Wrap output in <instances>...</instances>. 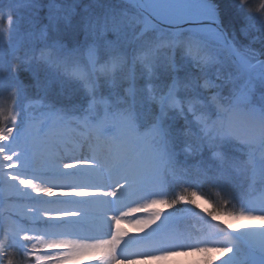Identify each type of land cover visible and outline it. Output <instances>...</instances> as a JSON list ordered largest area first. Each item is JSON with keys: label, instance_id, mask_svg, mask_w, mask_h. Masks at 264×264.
<instances>
[{"label": "snow or ice", "instance_id": "1", "mask_svg": "<svg viewBox=\"0 0 264 264\" xmlns=\"http://www.w3.org/2000/svg\"><path fill=\"white\" fill-rule=\"evenodd\" d=\"M17 2L24 23L0 9L18 61L0 62V264H264V0H232L231 24L221 0ZM73 125L88 138L66 150Z\"/></svg>", "mask_w": 264, "mask_h": 264}, {"label": "trees", "instance_id": "2", "mask_svg": "<svg viewBox=\"0 0 264 264\" xmlns=\"http://www.w3.org/2000/svg\"><path fill=\"white\" fill-rule=\"evenodd\" d=\"M248 3L252 6L251 10H255L256 6H258L261 3V0H248ZM15 4V3H14ZM222 7L224 9V19L226 24L235 23V16L232 6V0H221ZM6 12H11L12 15L16 18H19L22 23L26 22L27 18V9L23 4L16 3L13 6H10ZM9 28V25L0 23V33L3 34V39H0V55L3 53V51L6 54V57H4V61L13 63L15 66L18 61L13 60V55L11 52V47L6 43L7 40V29ZM21 38H24V33L22 31ZM1 58V57H0ZM0 62H3L2 59H0ZM77 101L78 97H76ZM8 103H11V101L7 100Z\"/></svg>", "mask_w": 264, "mask_h": 264}, {"label": "bare ground", "instance_id": "3", "mask_svg": "<svg viewBox=\"0 0 264 264\" xmlns=\"http://www.w3.org/2000/svg\"><path fill=\"white\" fill-rule=\"evenodd\" d=\"M65 131L68 134L66 143L70 145V147L66 148V150H72V149L77 150V147H80L78 145L79 144L78 142H80L79 137H80L81 130L79 129V127L73 125V126L68 127ZM238 223L240 224L241 222H238ZM122 224H123L122 230L127 234L124 237L126 240H128L131 237H139V236L144 235V233L138 232L134 225L128 224V223H122ZM198 254L199 252L189 251V252L184 253L180 257H174L168 261L152 262V264H192L200 258ZM84 264H97V262L95 260H86Z\"/></svg>", "mask_w": 264, "mask_h": 264}, {"label": "rangeland", "instance_id": "4", "mask_svg": "<svg viewBox=\"0 0 264 264\" xmlns=\"http://www.w3.org/2000/svg\"><path fill=\"white\" fill-rule=\"evenodd\" d=\"M0 2H1V0H0ZM14 3L15 4L18 3L17 0H8L6 2V4H5V6L3 8H0V9H4L5 11H7V9L10 6L15 5ZM257 47H259V45H257ZM10 50H11L10 53H12V55H14L13 49H10ZM15 54L18 55L19 53L17 52ZM164 55H165V53L162 51V53H161L162 58L164 57ZM0 57H1L0 59H2V61H4L3 58L6 57V54H5L4 51H3V53H1ZM164 79H166V76L164 74H161V80H164ZM104 95H105V97H107V95H108V90L107 89L104 90ZM209 95H211V93H209ZM76 97H78V100H82V96L79 93L76 94ZM7 104H10V103L7 102V99H5L3 97H0V105H7ZM36 115L38 117L40 116L39 110H37ZM80 115H81V113H76L75 116L73 117V120L74 121L78 120V118H79ZM183 124H184V121H183L182 118L179 119L176 122V126L177 127H183ZM214 191L215 190H213V195H211L209 197V199L211 200V204L205 203L203 200L198 201V203H200V205H201V209H205L206 208V209H208V211H212V206L215 205V203H216V199H215V196H214ZM201 209H198L197 211H200ZM163 211L167 214L169 211H173V210L164 209ZM226 222H232V221H227L226 220ZM198 256L200 258L196 262H194L192 264H219V261L221 259L220 256H219V254H212V253H199Z\"/></svg>", "mask_w": 264, "mask_h": 264}, {"label": "water", "instance_id": "5", "mask_svg": "<svg viewBox=\"0 0 264 264\" xmlns=\"http://www.w3.org/2000/svg\"><path fill=\"white\" fill-rule=\"evenodd\" d=\"M8 0H1L0 2V8H3Z\"/></svg>", "mask_w": 264, "mask_h": 264}]
</instances>
